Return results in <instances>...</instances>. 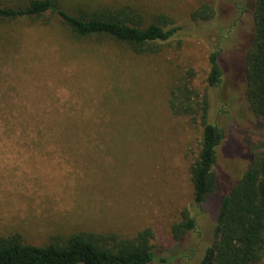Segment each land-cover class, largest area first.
<instances>
[{
    "label": "rangeland",
    "instance_id": "1",
    "mask_svg": "<svg viewBox=\"0 0 264 264\" xmlns=\"http://www.w3.org/2000/svg\"><path fill=\"white\" fill-rule=\"evenodd\" d=\"M61 2L71 10L129 4L147 20L180 28L158 43L159 51L137 54L106 36L77 39L47 13L11 25L15 45L0 48V234L19 231L42 243L77 229L130 235L147 225L158 256L195 248L186 261L161 264H199L219 196L250 154L264 150L243 69L255 0ZM204 2L212 16L192 18ZM213 51L222 70L217 86L206 81ZM184 81L206 93L207 120L225 131L216 193L198 206L189 166L201 125L168 106L170 90ZM184 207L197 231L175 240L170 223Z\"/></svg>",
    "mask_w": 264,
    "mask_h": 264
},
{
    "label": "trees",
    "instance_id": "2",
    "mask_svg": "<svg viewBox=\"0 0 264 264\" xmlns=\"http://www.w3.org/2000/svg\"><path fill=\"white\" fill-rule=\"evenodd\" d=\"M254 4L252 40L244 52L245 94L259 126L264 127V0H255ZM213 12L212 6L204 2L191 12V17L204 20ZM46 13L77 39L106 36L126 44L137 54L159 51L158 43L180 28L171 21L147 20L129 4L71 10L61 0H0V48L11 42L15 45L9 29L14 22L24 18L36 20ZM217 57V51L209 54L206 81L210 86L221 81ZM168 106L171 112L187 115L201 125L199 146L189 166L192 201L198 206L216 193L218 147L225 131L207 120L206 93L195 90L187 81L173 86ZM178 215L170 223L175 240L197 231L195 217L187 208H181ZM153 237V230L147 225L130 235L77 229L52 234L42 243L28 242L19 231H10L0 234V264H161L174 257L186 261L195 253L192 247L188 253L171 258L158 256ZM263 258L264 150L256 149L236 180L218 198L212 239L203 249L199 264H261Z\"/></svg>",
    "mask_w": 264,
    "mask_h": 264
}]
</instances>
